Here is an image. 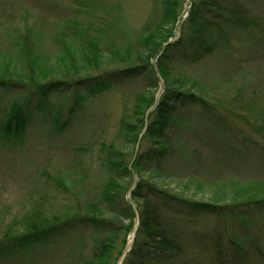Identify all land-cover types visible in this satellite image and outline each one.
<instances>
[{
	"label": "trees",
	"instance_id": "obj_1",
	"mask_svg": "<svg viewBox=\"0 0 264 264\" xmlns=\"http://www.w3.org/2000/svg\"><path fill=\"white\" fill-rule=\"evenodd\" d=\"M189 1L191 6L183 19L182 0H151L158 9V19L145 22L132 33L120 28L118 20L97 18L89 9L80 11V16H67L45 29L51 44L46 50L41 46L45 38L40 35L42 23L21 12L22 23L5 36L10 44L0 51V90H13L17 98H13L1 121V142L20 140L34 117L47 135L58 136L79 108L91 104L90 97L100 95L114 83L136 76L149 79L150 75L153 82L136 94L131 114H124L120 120L123 140L131 141L133 147L138 145L129 161H124L125 153L100 143L105 156L100 166L107 178L97 198L80 200L74 193L80 188L73 172L67 171L63 178L59 172H52L51 183L41 170L37 199L29 202L21 216L0 234V255H10L14 249L23 253L47 242L57 245V240L65 238L69 231L84 227L93 230V242L90 246H62L66 264H116L136 219L133 241L121 264H252V259L264 264V233L259 235L264 230V197L211 204L178 198L153 183L156 176L180 178L176 183L197 181L195 176L208 158L213 162L224 158L226 144H222L220 136L227 140L237 133L229 121L232 118L220 109L212 94H203L199 79L184 75L183 81L169 80L168 62L178 47L185 46L183 42L202 55L211 46V34L225 36L217 31L223 24L246 29L257 25L253 21L256 17L249 12V0ZM80 2L84 7L88 4L86 8L93 3ZM178 17L180 33L175 38L173 25ZM167 25L170 27L164 35ZM103 57L113 60L115 67L95 73V67L104 63ZM159 81L163 90L155 100L145 91L152 85L159 88ZM186 81L188 88L180 87ZM53 93L64 100L53 103ZM72 100L73 105L64 115V107ZM253 132L264 139L257 129ZM167 159L175 160L179 169L171 170L172 163H164ZM73 166L77 169V165ZM133 172L138 180L133 189L127 186V190L118 181ZM147 174L152 179L145 177ZM67 183L76 187L71 190ZM127 191L129 199L124 198ZM59 195L66 198L59 202ZM201 214L210 216L216 227L194 221ZM223 217L233 223L230 234L221 226ZM236 236L241 245L234 240ZM117 243L121 247L114 256Z\"/></svg>",
	"mask_w": 264,
	"mask_h": 264
},
{
	"label": "rangeland",
	"instance_id": "obj_2",
	"mask_svg": "<svg viewBox=\"0 0 264 264\" xmlns=\"http://www.w3.org/2000/svg\"><path fill=\"white\" fill-rule=\"evenodd\" d=\"M79 1L81 0H0V51L4 50L2 46L8 47L10 44L5 36L22 23L20 18L22 11L29 13L31 18L39 19L43 28L40 35L43 37L49 32L45 29L48 30L49 26L56 24L58 20L67 16H80V11L87 9L97 18L110 22L118 20L120 28L127 33L137 31L145 22L153 23L159 17L158 9L151 0H91L93 3L88 8H86L88 4L84 7ZM190 6L189 0H182L180 16L183 19ZM247 7L256 17L253 20L256 26L235 29L223 24L217 31H221L225 36L211 34L213 37L210 38L211 46L202 55H197L195 47L192 49L189 44L183 42L185 46L178 47L169 59L167 69L171 75L169 80L183 81L184 75L199 79L204 90L203 94L206 96L212 94L220 109L232 118L229 120L232 130L237 131L227 140L226 137L220 136L222 144H226L224 158L216 162L208 158L205 167L199 169V175L195 176L197 181L176 183L180 178L173 176L153 178L155 179L153 183L178 198L224 205L264 197V139L253 132L257 129L264 135L262 131L264 127V0H249ZM179 19L180 17L173 25L172 34L175 38L180 33ZM169 27L167 25L163 28L164 35L167 34ZM47 40L49 39L45 37L41 42L43 50L51 47ZM212 41L215 42L212 44ZM190 54H194L195 57L192 58ZM102 60L103 66L95 67L93 70L95 73L115 67L112 65L113 60L110 61L107 57H103ZM149 81L153 82V75H150L149 79L145 76L122 79L100 95L90 97L91 104L86 103L79 108L70 124L65 127V131L58 136L47 135L34 117L29 120L26 134L20 140L16 142L9 140L6 143L0 141V234L13 219L21 216L32 201L37 199L41 170H44V179H51L49 180L51 183L52 172H59L58 175L63 178L62 174L71 171L80 188L75 189L74 193H77L80 200L87 202L97 198L99 187L107 178V173H103L100 166L105 160L100 150L101 144L125 153L124 161H129L132 150L134 147L137 149L138 145L133 147L131 141L123 140L122 131L120 133L119 130L120 120L124 114H131L136 94L143 92L142 89L149 84ZM188 84L186 81L180 87L188 88ZM158 87L154 88L152 85V88L145 92L154 95L156 100L163 90L161 81ZM172 87L179 86L172 85ZM15 94L13 90L8 92L0 90V125L7 107L17 99L14 98ZM50 99L53 103L64 100L58 93L51 94ZM72 102L73 100L64 107V115L73 105ZM164 163H172L171 170L179 169V165L173 159H167ZM73 164L77 165V169ZM45 174L49 177L46 178ZM145 177L152 179L149 174ZM136 180L138 176L133 172L118 183L121 186L126 185V189L128 186L131 190ZM67 184L71 190L76 187ZM65 198L64 195L58 196L59 202ZM124 198H130L129 191L125 192ZM113 217L127 224V221ZM194 221H203V225L208 224L210 228L216 227L208 215L201 214L194 217ZM220 222L228 234L232 233L233 223L230 218L223 217ZM132 224L127 236V245L116 264H121L126 251L131 246L137 220L134 219ZM92 231L90 228L77 227L69 231L65 238H57V245L50 242L38 244L25 249L23 253L14 249L10 255H0V264H66L67 260L64 259L66 251L61 249L62 246L66 245L67 248L84 244L90 246L95 236ZM237 231L234 236L237 235ZM263 233L264 230L259 235ZM234 240L241 245L239 236L234 237ZM115 246L114 256H117L121 246L120 243ZM251 263L259 264L254 259Z\"/></svg>",
	"mask_w": 264,
	"mask_h": 264
}]
</instances>
